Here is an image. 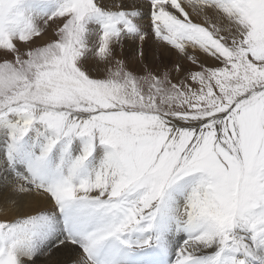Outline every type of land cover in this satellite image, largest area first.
<instances>
[{
	"label": "snow or ice",
	"instance_id": "snow-or-ice-1",
	"mask_svg": "<svg viewBox=\"0 0 264 264\" xmlns=\"http://www.w3.org/2000/svg\"><path fill=\"white\" fill-rule=\"evenodd\" d=\"M5 192L0 264H264V0H0Z\"/></svg>",
	"mask_w": 264,
	"mask_h": 264
},
{
	"label": "bare ground",
	"instance_id": "bare-ground-1",
	"mask_svg": "<svg viewBox=\"0 0 264 264\" xmlns=\"http://www.w3.org/2000/svg\"><path fill=\"white\" fill-rule=\"evenodd\" d=\"M188 10L191 13V9H188ZM193 19L197 20V22H202V20H199L195 16H193ZM146 44H150L152 46L151 47L152 49H157L154 51L161 50L162 52H160V54L165 53V56H167L168 59L178 60V56H177L175 50L170 48L168 45L162 44V43L158 44V43L151 41V40ZM145 48H147V47H144V49H143V51H144L143 61H141L138 57L137 46L133 45L131 43L125 44L124 49H123V53L119 54L118 58L122 59L123 56L128 55L129 56L128 65L130 66V69L135 68L137 70H140V68H142V66H144L145 61L149 62L148 61L149 59L146 60L145 57L150 58L146 54L147 52L145 51ZM155 56H158V55H155ZM171 57H173V58H171ZM161 60H163V59H161ZM10 195H11L10 192L0 193V218H4L6 216L9 219H14L18 215L34 214L35 210L38 208L44 209V208H51L52 207L51 203L47 199H37L34 201L29 199L27 202H23V201L21 202V203H23L22 208L19 205H13V206L6 208L5 200ZM69 259H70L69 256L65 255L64 253H57L56 256H54L51 260H48V259L43 258V257L40 258L39 260H37L36 264H58V262H59V264H68Z\"/></svg>",
	"mask_w": 264,
	"mask_h": 264
},
{
	"label": "rangeland",
	"instance_id": "rangeland-1",
	"mask_svg": "<svg viewBox=\"0 0 264 264\" xmlns=\"http://www.w3.org/2000/svg\"><path fill=\"white\" fill-rule=\"evenodd\" d=\"M144 47H147V48H145V51L147 52L146 54L150 57V58H148V57H145L146 58V60H148L149 62H146L145 61V63H144V66H142V68H140V70H137V69H133V68H131L130 69V66L128 65V62H129V56L128 55H125V56H123V58H122V60H124L125 61V63L127 64V66L129 67V69L131 70V71H133V72H135L136 74H138V75H143L146 71H157V70H160V69H162V68H164V67H168V68H171L175 63H176V61L177 60H175V59H173V60H170V59H168L167 58V56H165V53H163V54H160V52H162L161 50H159V51H154V50H157V49H152L151 47V45L150 44H145L144 45ZM154 48V47H153ZM123 53V51L122 52H119L118 53V55L119 54H122ZM155 55H158V56H155ZM139 57V56H138ZM163 59V60H161V59ZM171 58H173V57H171ZM154 60V61H153ZM151 61V62H150ZM160 62V63H159ZM156 64V65H155Z\"/></svg>",
	"mask_w": 264,
	"mask_h": 264
}]
</instances>
